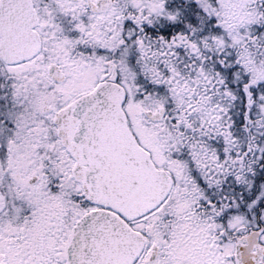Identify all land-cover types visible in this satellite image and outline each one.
<instances>
[{"label": "snow or ice", "instance_id": "6c2138e0", "mask_svg": "<svg viewBox=\"0 0 264 264\" xmlns=\"http://www.w3.org/2000/svg\"><path fill=\"white\" fill-rule=\"evenodd\" d=\"M0 264H264V0H0Z\"/></svg>", "mask_w": 264, "mask_h": 264}]
</instances>
